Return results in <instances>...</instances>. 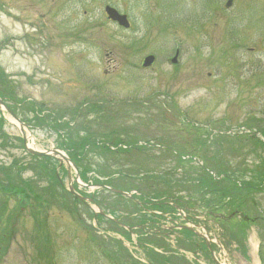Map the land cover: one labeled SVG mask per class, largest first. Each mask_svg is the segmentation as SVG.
Listing matches in <instances>:
<instances>
[{"label":"rangeland","instance_id":"rangeland-1","mask_svg":"<svg viewBox=\"0 0 264 264\" xmlns=\"http://www.w3.org/2000/svg\"><path fill=\"white\" fill-rule=\"evenodd\" d=\"M106 6L129 28L109 21ZM0 94L30 125L24 134L38 151L69 159L68 143L110 136L125 145L161 138L176 151L90 146L79 184L72 169L70 184L68 166L26 154L17 124L0 111V167L14 177L20 170L22 192L0 188V264H215L201 246L174 238L180 233L158 239L134 229L146 220L148 229L171 226L175 211L150 217L93 187L130 191L137 202L189 198L201 211L209 172L235 190L220 201L233 215L208 230L225 242L222 252L212 247L216 258L264 264V0H0ZM52 168L64 190L52 187ZM69 185L96 207L73 204ZM97 209L125 227L95 222Z\"/></svg>","mask_w":264,"mask_h":264},{"label":"trees","instance_id":"trees-1","mask_svg":"<svg viewBox=\"0 0 264 264\" xmlns=\"http://www.w3.org/2000/svg\"><path fill=\"white\" fill-rule=\"evenodd\" d=\"M0 97H3V96L0 94ZM2 123H3V121L0 119V139L3 140V138H4V141H5L6 140V136H4V134L2 133V130H1ZM68 145H69L68 153L70 155V158L72 159V161L79 168V164L83 160V158H82L83 154L82 153H84L85 146H94V143L92 141H90L89 137H79L77 139V141L68 143ZM0 147H3V145L0 146ZM32 158L36 159V160L38 159V158H35V157H32ZM42 160L46 161V166H50L49 163H52V160H50V159L42 158ZM13 166H16V164L14 163ZM13 166H12V168H13ZM52 172L53 173L49 172V173H51V180H53L52 187H54L55 190L57 189V187L62 189L60 183L56 179V176H55L53 168H52ZM11 174L12 173H11L10 169H5L4 167H0V188L4 192L11 193V192L14 191L15 193H22V192H20L21 188L15 186V183H14V182L17 181L15 179V177L18 178L19 175H20V170H17L15 172V177L12 176ZM2 176H4V179H5L6 182L4 180H2ZM206 176L209 177V178L206 177V178H204L203 180L200 181V186L203 189V195L206 196V197H201L202 200H203L202 201L203 202V210H206L208 213H216V212L217 213H222L223 212L222 210H223L224 203L221 204L220 201L225 199V197L232 198L233 195H234L233 191H235V190L231 191L232 186H231L230 183H228V184H230V187L227 184V185H225V186H227L226 188L225 187L222 188V186H223L222 184L223 183L230 182V179L227 176H226L225 179L220 180L218 183L213 181L209 175L206 174ZM262 178H264V170L259 173V179H262ZM1 183H5L6 185L2 186ZM217 184L218 185L221 184V187H218ZM245 187L248 188V186H245ZM65 194H66V192H65ZM58 198L60 200H66L63 196H61V197L58 196ZM216 200H217L218 203L216 202ZM72 203L73 204L82 205L80 202H78V201H76L74 199H72ZM65 208H67V202H65ZM243 218H244V216H243ZM244 221H247V219H245ZM191 237H192L191 234H189V233L186 234V238L189 241V243H191Z\"/></svg>","mask_w":264,"mask_h":264},{"label":"water","instance_id":"water-1","mask_svg":"<svg viewBox=\"0 0 264 264\" xmlns=\"http://www.w3.org/2000/svg\"><path fill=\"white\" fill-rule=\"evenodd\" d=\"M230 5V2L227 3V6ZM104 12L107 16V19L110 20L111 22L116 23L119 27H122L124 29H128L129 28V23L127 21V18L125 15H121L119 14L115 9L106 6L104 9ZM154 61V58L152 56H148L144 59L142 66L144 68H147L149 66L152 65ZM173 63H175V59L172 60ZM0 109H3L7 114H9L11 116V118L18 124L19 126V130L21 131V133H23V127L25 126L23 123H21L17 117L6 107V105L4 104V102L2 101V99H0ZM23 141H24V148L26 149V151L33 155V156H37V157H53L58 159L59 161L64 160L66 162L67 165H69L70 167L74 168V170L76 171V168L74 167V165L68 160V158H66L60 151L56 150V149H52L49 152H40L34 149H31L28 147L27 143H26V138L23 135ZM76 177H78V175H76ZM70 194L72 196H74L75 198L79 199V200H83V198H81L80 196H78L74 190L72 189V187H70ZM114 193H117L119 195L128 197L127 194L125 193H121L118 191H113ZM91 201V200H90ZM102 214V213H101ZM222 217V216H220Z\"/></svg>","mask_w":264,"mask_h":264},{"label":"flooded vegetation","instance_id":"flooded-vegetation-1","mask_svg":"<svg viewBox=\"0 0 264 264\" xmlns=\"http://www.w3.org/2000/svg\"><path fill=\"white\" fill-rule=\"evenodd\" d=\"M157 138H152L151 140L150 139H147L146 141H141V140H137L136 142L132 143V141L130 142V144H128L126 147H130V146H135L136 144L138 143H143L144 146H146L147 148L149 149H173L172 146H168V145H163L161 144V142L164 141V139H161L160 140H156ZM103 140V139H102ZM135 140V139H134ZM96 141H98V139H96ZM122 142V139H120L119 137L116 138V137H113V136H110L108 138H106L105 141L102 142V145L101 146H105L108 150H112V151H118L119 148L122 149L123 147V144H121ZM104 143V144H103ZM106 143V144H105ZM100 145V143H99ZM173 152H176L174 149L171 150Z\"/></svg>","mask_w":264,"mask_h":264}]
</instances>
